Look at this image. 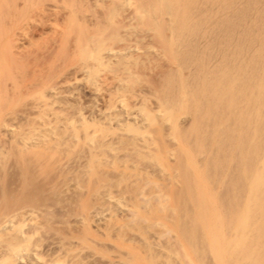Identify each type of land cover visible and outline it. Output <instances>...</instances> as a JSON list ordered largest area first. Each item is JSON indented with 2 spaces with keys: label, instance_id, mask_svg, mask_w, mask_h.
<instances>
[{
  "label": "rangeland",
  "instance_id": "374dc122",
  "mask_svg": "<svg viewBox=\"0 0 264 264\" xmlns=\"http://www.w3.org/2000/svg\"><path fill=\"white\" fill-rule=\"evenodd\" d=\"M171 1L174 9L166 11L156 7L150 11V16L133 20L125 33L123 15L128 10L117 0H0V227L6 221L14 225L0 228L3 231H0V256L6 252L7 244L13 241L14 231L20 226L21 232L30 235V242L20 250L21 257L15 264H48L53 258H62L66 264H162L161 259L163 264H188L176 256L177 260L172 259L171 249L176 239L170 234L176 230L186 234L195 226L198 221L191 214L198 198L193 197L194 175L184 161L183 152L171 141L169 129L159 117H153L148 131L153 133L154 149L147 152L140 150L121 129L96 124L97 116L109 108L118 94L126 97L129 104L139 101L144 113L161 105L168 108L173 117L182 113L188 115L187 121H178L181 123H177L175 135L185 140L188 151L194 155V163L208 175L216 204H224L233 192L235 182L232 178L236 171L229 168L232 153L227 157L224 153L230 141L224 134L215 136V125L222 113L216 115L217 108L210 117L206 110L217 102L215 98L211 100L210 94L214 92L222 69L233 74L255 61L264 62V0ZM136 2L142 6L154 4L153 0ZM98 41H106L115 48L134 44L136 50L127 58L105 59L92 69V75H86L81 68L85 50ZM253 50L259 57L252 58ZM260 72L259 66L258 74ZM234 115L232 110L222 120L229 125L234 122ZM68 121L76 124L74 130L65 126ZM128 127L131 129L132 125ZM91 129H95L93 137L84 138L83 132ZM44 131L50 136L40 139L42 143L38 139V143L25 148L23 139L28 140L34 133ZM208 136L209 143H205ZM169 151L175 159H165ZM99 154L105 163L95 161ZM196 157L201 159L197 161ZM215 177L226 182L218 188ZM140 191H146V196L163 194L167 197V206L159 209V213L152 198L141 200ZM221 191H224L223 196L219 195ZM108 196L129 202L136 213L116 216L115 220L112 217L97 226L92 221L94 215L114 211L113 205L103 199ZM192 199L196 203H192ZM184 213L187 216L179 220V215ZM145 220L149 224L164 221L170 231L161 233V237ZM167 237L172 239V244ZM195 239L191 242L197 249L200 239ZM158 250L162 252L155 253ZM202 258V263L208 264L206 252ZM3 264H11V261L6 259Z\"/></svg>",
  "mask_w": 264,
  "mask_h": 264
},
{
  "label": "bare ground",
  "instance_id": "6f19581e",
  "mask_svg": "<svg viewBox=\"0 0 264 264\" xmlns=\"http://www.w3.org/2000/svg\"><path fill=\"white\" fill-rule=\"evenodd\" d=\"M38 1V0H37ZM54 1V0H53ZM90 1V0H89ZM123 6L127 7V12L123 15L125 20V33L131 25L133 20L141 19L147 16H150V11L154 8H164L168 10H172L173 4L171 0H153L154 4L152 6H142L139 5L136 0H117ZM145 1V0H144ZM35 2V1H34ZM46 2V1H45ZM183 2V0H182ZM252 2V1H251ZM3 3V2H2ZM6 3V2H5ZM87 3V2H86ZM92 3V2H91ZM250 3V1H249ZM42 4V3H41ZM58 4V3H57ZM144 4V3H143ZM146 4V2H145ZM180 4V3H179ZM195 4V3H194ZM231 4V3H230ZM256 4V3H255ZM29 5V4H28ZM37 5V4H36ZM226 5V4H225ZM254 5V4H253ZM48 6V5H47ZM86 6V5H85ZM190 6V5H189ZM56 7V6H55ZM77 7V6H76ZM238 7V6H237ZM242 7V6H241ZM245 7V6H244ZM156 8V9H157ZM109 9V8H108ZM126 9V8H124ZM48 10V9H47ZM112 10V9H111ZM160 10V9H159ZM247 10V9H246ZM2 11V10H1ZM121 11V10H120ZM161 11V10H160ZM163 11V10H162ZM236 11V9H235ZM248 11V10H247ZM108 12V11H107ZM112 12V11H110ZM124 12V10H123ZM257 12V11H256ZM84 13V12H83ZM157 13V12H156ZM164 13V12H162ZM172 13V12H171ZM242 13V12H241ZM244 13V12H243ZM12 14V13H11ZM18 14V13H17ZM46 14V13H45ZM54 14V13H53ZM108 14V13H107ZM155 14V13H154ZM246 14V11H245ZM259 14V13H258ZM263 15V13H261ZM231 15V14H230ZM109 16V15H108ZM239 16V15H238ZM157 17V14L155 18ZM159 17V16H158ZM164 17V14H163ZM163 17H161L163 19ZM184 17V16H183ZM224 17V16H223ZM260 17V15H259ZM181 18V16H180ZM219 18V17H218ZM228 18V17H227ZM234 18V17H232ZM240 18V17H239ZM237 18V20L239 19ZM102 19V18H101ZM188 19V18H187ZM206 19V18H205ZM229 19V18H228ZM263 19V18H262ZM20 20V19H19ZM145 20V19H144ZM147 20V19H146ZM145 20V21H146ZM179 20V19H178ZM225 20V19H224ZM244 20V19H243ZM148 21V20H147ZM146 21V22H147ZM158 21V20H157ZM156 21V22H157ZM166 20H164L165 22ZM259 21V19H258ZM153 22V21H152ZM163 22V21H162ZM179 22V21H178ZM177 22V24H178ZM220 22V21H219ZM33 23V22H32ZM137 23V22H136ZM225 23V22H224ZM237 23V22H236ZM259 23V22H258ZM135 24V23H134ZM161 24V23H160ZM163 24V23H162ZM166 24V23H165ZM169 24V23H168ZM220 24V23H219ZM226 24V23H225ZM253 24V22H252ZM256 24V23H255ZM138 25V24H137ZM149 25V24H148ZM164 25V24H163ZM162 25V26H163ZM238 25V24H237ZM248 25V24H247ZM151 26V25H149ZM153 26V25H152ZM159 26V25H157ZM221 26V25H220ZM258 26V25H257ZM256 26V27H257ZM212 27V26H211ZM249 27V26H248ZM261 27V26H260ZM124 28V27H123ZM160 28V27H159ZM158 28V29H159ZM186 28V27H185ZM198 28V27H197ZM213 28V27H212ZM229 28V27H228ZM157 29V30H158ZM234 29V28H233ZM250 29V28H249ZM263 29V28H262ZM165 30V29H164ZM255 30V29H254ZM261 30V29H260ZM123 31V32H124ZM176 31V30H175ZM153 32V31H152ZM166 32V30H165ZM177 32V31H176ZM197 32V31H196ZM228 32V30H227ZM234 32V31H233ZM146 33V32H145ZM169 33V32H168ZM167 33V34H168ZM180 33V32H179ZM54 34V33H53ZM170 34V33H169ZM197 34V33H196ZM236 34V33H235ZM247 34V33H246ZM261 34V33H260ZM56 35V34H55ZM147 35V34H146ZM166 38L167 35L163 34ZM225 35V34H224ZM233 35V34H232ZM237 35V34H236ZM6 36V35H5ZM69 36V35H68ZM72 36V35H71ZM155 36V35H154ZM196 36V35H195ZM216 36V35H214ZM231 36V35H230ZM1 37V36H0ZM157 37V36H156ZM174 37V35H173ZM246 37V36H245ZM23 38V37H22ZM230 38V37H229ZM4 39V38H3ZM102 39V38H101ZM211 39V38H210ZM218 39V38H217ZM264 39V38H263ZM262 39V40H263ZM195 40V39H193ZM223 40V39H222ZM226 40V37H225ZM239 40V39H238ZM260 40V39H259ZM255 41V40H254ZM146 42V41H145ZM182 42V41H181ZM190 42V41H189ZM196 42V41H195ZM18 43V42H17ZM60 44V43H59ZM172 44V43H171ZM176 44V43H174ZM189 44V43H188ZM192 44V43H191ZM237 44V43H236ZM93 45V44H92ZM190 45V44H189ZM219 45V44H218ZM252 45V44H251ZM263 45V44H262ZM14 46V45H13ZM57 46V45H56ZM91 46V45H90ZM157 46V45H156ZM174 46V45H173ZM211 46V45H210ZM261 46V45H260ZM62 47V46H61ZM178 47V46H177ZM187 47V45H186ZM216 47V46H215ZM237 47V46H236ZM244 47V46H243ZM8 48V47H7ZM163 48V47H162ZM195 48V47H194ZM193 48V49H194ZM239 48V47H238ZM242 48V46L240 47ZM53 49V48H52ZM197 49V48H195ZM261 49H263L261 47ZM136 50V45L129 44L128 46H123V48H115L108 43L98 41V44H95L92 48L86 49L84 63L81 65L83 73L86 75H92L96 67H99L102 62L106 59H117V58H127ZM150 50V49H149ZM192 50V49H189ZM209 50V49H208ZM212 50V49H210ZM152 51V50H151ZM181 51V50H180ZM183 51V50H182ZM188 51V50H187ZM186 51V52H187ZM195 51V50H194ZM204 51V49H203ZM227 51V50H226ZM191 52V51H190ZM189 52V53H190ZM193 52V51H192ZM191 52V53H192ZM211 52V51H210ZM188 53V54H189ZM233 53V52H232ZM253 50L251 56L259 57V54ZM210 54V53H209ZM234 54V53H233ZM263 54V53H262ZM75 55V54H74ZM171 55V54H170ZM230 55V54H229ZM237 55V54H236ZM79 56V55H78ZM203 56V55H202ZM263 56V55H262ZM261 56V57H262ZM166 57V56H165ZM190 58V57H189ZM196 58V57H195ZM194 58V59H195ZM199 58V57H197ZM209 58V57H208ZM223 59V58H222ZM260 59V58H258ZM66 60V59H65ZM164 60V59H163ZM173 60V59H172ZM179 61V59L177 60ZM224 61V60H223ZM259 61V60H258ZM88 62V63H87ZM142 62V61H141ZM182 62V61H180ZM167 63V62H165ZM184 63V62H182ZM189 63V62H188ZM187 63V64H188ZM193 63V62H192ZM251 63V62H250ZM262 63H264L262 61ZM255 61L246 67L244 70L238 68L233 74L226 71V69H222L219 73V81L215 86L214 92L210 94L211 100L215 98L217 102L215 106H211L209 110H206V113L215 114V110L219 109L216 112V115H219L221 111V118L219 122L216 123V135L224 134L227 140H229V145L224 148V153H226V157L228 153H232L231 163H229V168L235 169L234 177L232 178L234 183V189L231 194V197L226 201L225 196L224 204L217 205L216 199L214 197L213 191L211 187H209L208 175L204 174L203 168L201 169L194 163L193 154L188 151L186 147V143L184 139H180L175 135V130L177 129V123H181L188 120V115L180 114L178 117H173L169 109L158 105L154 108V110L150 113H144L140 107V102H133L131 104L126 101V97L124 98L122 95L118 94L113 97L112 102L109 105V108L105 111H101L98 113L96 124L103 127H114L115 129H121V131L130 136L131 139L135 141L137 147L140 150H144L149 152L154 149V142L152 138L151 132H149L148 127L153 123V117H159L163 124L169 129L171 135V141L174 146L177 147L181 152H183V157L186 165L189 167L191 174L194 175V183L192 187H194V198H198V204L194 206L193 214H191L196 221H198L195 226L191 227L190 230L186 231V234L182 233L183 231H171L170 234L172 237L176 239L173 241L172 239L167 237L173 249H171L173 258L176 256L182 262H187L188 264H203L202 256L203 253L206 252V256L211 261V264H264V64ZM216 64V63H215ZM240 64V63H239ZM217 65V64H216ZM202 66V65H201ZM238 66V65H237ZM259 66L261 67V72L258 74ZM13 67V66H12ZM174 67V66H173ZM187 67V66H185ZM184 67V68H185ZM221 67V66H220ZM232 67V66H231ZM117 68V67H116ZM216 68V67H215ZM186 69V68H185ZM218 69V68H217ZM173 70V69H172ZM198 70V69H196ZM186 71V70H185ZM166 72V71H165ZM182 72V71H181ZM81 73V72H80ZM173 73V71H172ZM183 73V72H182ZM188 75V74H187ZM198 75V73H197ZM66 76V75H65ZM182 76V75H181ZM72 77V76H71ZM213 77V76H211ZM215 77V78H217ZM173 78V77H172ZM89 79V78H88ZM196 79V78H195ZM171 80V79H170ZM85 81V80H84ZM90 81V80H89ZM93 81V80H92ZM122 81V79H121ZM74 82V81H73ZM165 82V81H164ZM171 82V81H170ZM178 82V81H177ZM175 82V84H177ZM187 82V81H186ZM210 82V81H209ZM208 82V83H209ZM77 83V82H76ZM83 83V82H81ZM123 83V82H122ZM91 84V83H90ZM129 84V83H128ZM180 85V84H179ZM62 86V85H61ZM71 86V85H70ZM103 86V85H102ZM112 88V87H111ZM136 88V87H135ZM167 88V87H166ZM181 88V87H180ZM179 88V89H180ZM177 89V88H176ZM178 89V90H179ZM141 90V89H140ZM171 90V89H170ZM169 90V91H170ZM182 90V89H181ZM180 90V91H181ZM24 91V90H23ZM133 91V90H132ZM179 91V92H180ZM231 91V92H230ZM27 92V91H26ZM56 92V91H55ZM69 92V91H68ZM100 92V91H99ZM98 92V93H99ZM177 92V91H176ZM194 92V91H193ZM206 92V91H205ZM230 92V93H229ZM67 93V92H66ZM183 95V92H181ZM185 93V92H184ZM195 93V92H194ZM197 93V92H196ZM195 93V95H196ZM204 93V92H203ZM124 94V93H123ZM162 94V92H161ZM168 94V93H166ZM205 94V93H204ZM97 95V94H96ZM138 95V94H137ZM177 95V94H176ZM189 95V94H188ZM194 95V97H195ZM130 96V95H129ZM197 96V95H196ZM148 97V96H147ZM170 97V96H169ZM181 97V96H180ZM185 97V96H183ZM181 98L184 99V98ZM190 97V96H189ZM200 96H198L199 98ZM58 98V97H57ZM171 98V97H170ZM192 98V97H191ZM196 99V98H195ZM203 99V98H202ZM189 101V99H188ZM32 102V101H31ZM171 102V101H170ZM208 102V101H207ZM29 103V102H28ZM49 103V102H48ZM142 104V103H141ZM159 104V103H158ZM168 104V103H167ZM38 105V104H37ZM174 105V104H173ZM183 106V104H181ZM202 105V104H201ZM22 106V105H21ZM61 106V104H60ZM142 106V105H141ZM52 107V106H51ZM143 107V106H142ZM153 107V106H152ZM180 107V106H179ZM62 108V107H61ZM146 108V107H145ZM199 108V107H198ZM151 109V108H150ZM153 109V108H152ZM202 109V108H200ZM26 110V109H25ZM52 110V109H51ZM63 110V109H62ZM148 110V108H147ZM235 112V119L233 123H229V125L225 124L222 120L224 116L229 115L231 111ZM181 111V110H180ZM186 111V110H185ZM184 111V113H185ZM183 112V111H182ZM57 113V112H56ZM218 113V114H217ZM45 115V114H44ZM178 115V111H177ZM197 115V114H196ZM211 117V116H210ZM21 118V117H20ZM80 118V117H79ZM196 118V117H195ZM205 118V116H204ZM216 118V117H215ZM231 118V117H230ZM212 119V118H211ZM6 120V119H5ZM26 120V119H25ZM86 120V119H85ZM196 120V119H195ZM203 120V119H202ZM211 121L210 119H208ZM216 120V119H215ZM38 121V120H37ZM79 121V120H77ZM80 121L85 123L83 119L80 118ZM159 119L157 120V122ZM181 121V122H178ZM208 123L210 124V122ZM230 121V120H229ZM80 122V123H81ZM23 123V121H22ZM204 123V121H203ZM215 123V122H214ZM30 124V123H29ZM75 124V123H74ZM72 122L68 121L65 123L66 127H69L70 130L75 129V125ZM185 124V123H183ZM182 124V125H183ZM82 125V124H81ZM132 125V128L128 127ZM211 125V124H210ZM60 126V125H59ZM161 126V125H159ZM204 126V124H203ZM202 126V127H203ZM214 126V125H213ZM208 127V125H207ZM155 129V126L152 127ZM193 128V127H192ZM197 128V127H196ZM210 128V127H209ZM49 129V128H48ZM165 129V128H164ZM165 129V130H166ZM7 130V129H6ZM84 130H86L84 128ZM153 130V129H152ZM156 130V129H155ZM52 131V130H51ZM95 129H91L88 132H83V137L88 138L93 135ZM180 131V130H179ZM202 131V130H201ZM205 131V129H204ZM44 131V133L38 134L34 133V135L28 139H23V145L31 146L38 139H45L50 136L49 132ZM154 132V131H153ZM166 132V131H165ZM165 132H162L165 134ZM106 133V132H105ZM20 134V133H19ZM66 134V133H65ZM70 134V133H69ZM97 134V132L95 133ZM156 134V133H155ZM155 134L153 137H155ZM186 134V133H185ZM188 134V133H187ZM203 134V133H202ZM14 135V134H13ZM67 135V134H66ZM161 135V134H160ZM159 135V136H160ZM189 135V134H188ZM100 136V135H99ZM190 136V135H189ZM198 136V135H197ZM204 136V135H203ZM18 137V136H17ZM67 137V136H66ZM93 137V136H92ZM91 137V138H92ZM156 138V137H155ZM160 138V137H159ZM185 138V137H184ZM209 139L206 137V140ZM221 139V138H220ZM108 140V139H107ZM157 140V139H156ZM160 140V139H159ZM165 140V139H164ZM193 140V139H192ZM41 141V140H40ZM167 141V139H166ZM170 141V143H172ZM208 141V140H207ZM221 141V140H219ZM63 142V141H62ZM85 142V141H84ZM107 142V141H106ZM38 143V141H37ZM42 143V141H41ZM104 143V142H103ZM133 143V142H132ZM131 143V144H132ZM157 143V142H156ZM168 144L169 146L171 144ZM205 143H209L205 142ZM5 144V143H4ZM22 144V143H21ZM126 144V143H125ZM130 144V143H129ZM134 144V143H133ZM189 144V143H188ZM204 144V143H203ZM88 145V144H87ZM115 145V144H114ZM226 145V142H225ZM15 146V145H14ZM44 146V145H43ZM167 146V145H166ZM172 146V145H171ZM170 146V147H171ZM21 147V146H20ZM161 147V145H160ZM219 147V146H218ZM23 148V147H22ZM116 148V147H115ZM134 148V147H133ZM166 148V147H165ZM164 148V149H165ZM10 149V148H9ZM106 149V148H105ZM123 149V148H122ZM135 149V148H134ZM89 150V149H88ZM104 150V149H102ZM117 150V149H116ZM176 150V149H174ZM5 151V150H4ZM22 151V150H21ZM101 151V150H100ZM106 151V150H105ZM104 151V152H105ZM7 152V151H6ZM77 152V151H76ZM95 152V151H94ZM127 152V151H126ZM156 152V151H155ZM212 152V151H211ZM3 153V152H2ZM103 153V152H102ZM214 153V152H213ZM7 154V153H6ZM15 154V153H14ZM79 154V153H78ZM85 154V153H84ZM196 155V153H194ZM211 154V153H210ZM77 155V154H76ZM80 155V154H79ZM149 155V154H148ZM217 155H220L217 154ZM6 156V155H5ZM105 156V155H104ZM126 156V155H125ZM138 156V155H137ZM166 160H173L175 156L173 153L166 152L165 153ZM203 156V155H202ZM200 155V157H202ZM225 156V155H224ZM151 157V156H150ZM149 157V158H150ZM198 157L199 159H201ZM213 157V154H212ZM220 157V156H219ZM105 158V157H104ZM131 158V157H129ZM209 158V156H208ZM61 159V158H60ZM77 159V158H76ZM97 163L103 161V157L96 155L94 158ZM133 159V158H132ZM163 158V160L165 161ZM197 159V157H196ZM197 159V161L199 160ZM226 159V158H225ZM3 160V159H2ZM221 160V159H220ZM91 161V159L89 160ZM94 161V160H93ZM133 161V160H132ZM153 161V160H152ZM158 161V160H157ZM94 162V163H96ZM104 162V161H103ZM130 162V161H129ZM183 162V161H182ZM201 162V161H200ZM1 163V162H0ZM84 163V162H83ZM105 163V162H104ZM131 163V162H130ZM172 163V162H170ZM174 163V162H173ZM208 163V161H207ZM168 164V163H167ZM180 164V163H179ZM209 164V163H208ZM219 164V163H217ZM225 164V162H224ZM60 165V164H59ZM58 165V166H59ZM80 165V164H79ZM170 165V164H169ZM168 165V166H169ZM93 166V165H92ZM171 166V165H170ZM186 166V167H187ZM234 166V167H233ZM179 168V167H178ZM209 168V166H208ZM213 168V167H212ZM48 169V168H47ZM144 169V168H143ZM67 170V169H66ZM100 170V169H99ZM217 170V169H216ZM230 170V169H229ZM228 170V171H229ZM46 171V170H45ZM171 171V170H170ZM189 171V170H188ZM209 171V170H208ZM207 171V172H208ZM222 171V170H221ZM231 171V170H230ZM234 171V170H232ZM56 172V171H55ZM180 172V171H178ZM187 172V170H186ZM77 173V172H76ZM176 173V172H175ZM190 173V172H189ZM212 173V172H209ZM208 173V174H209ZM182 174V173H180ZM219 174V173H218ZM44 175V174H43ZM119 175V174H118ZM177 175V174H176ZM217 175V173H216ZM52 176V175H51ZM141 177V176H140ZM170 177V176H169ZM176 177V176H175ZM188 177V176H186ZM185 177V178H186ZM80 178V177H79ZM174 178V177H173ZM177 178V177H176ZM64 179V178H63ZM74 179V178H73ZM168 181V179L172 180V178H163ZM178 179V178H177ZM189 179V178H188ZM216 179V177H215ZM223 178H217L214 180L218 188L220 185H224L222 180ZM59 180V179H58ZM93 180V179H92ZM176 180V179H175ZM227 180V179H226ZM173 181V180H172ZM211 181V178H210ZM230 181V180H229ZM180 182V181H179ZM178 182V183H179ZM187 182V180H186ZM82 183V182H81ZM85 183V182H84ZM150 183V182H149ZM152 183V182H151ZM169 183V182H168ZM191 183V182H190ZM173 184V183H172ZM214 183L212 182V185ZM229 184V183H228ZM177 185V184H176ZM110 186V185H108ZM215 186V185H213ZM58 187V186H57ZM69 187V186H68ZM74 187V186H73ZM101 187V186H100ZM137 187V186H136ZM176 187V186H175ZM183 187V186H182ZM123 188V187H122ZM186 188V187H185ZM224 188V187H223ZM63 189V188H62ZM99 189V188H98ZM192 189V190H193ZM229 189V188H228ZM118 190V189H117ZM182 188H180V191ZM191 190V191H192ZM3 191V190H2ZM69 191V190H68ZM146 191H140L141 200H146L148 198H152V202L156 204L158 210L164 209L166 205L167 197L161 193L154 194L153 196H146ZM184 192V191H182ZM187 192V191H186ZM190 192V191H189ZM224 191H221V193ZM48 193V192H47ZM81 193V192H80ZM108 193V192H106ZM116 193H118L116 191ZM219 195L223 196V193ZM229 193V192H228ZM92 194V193H91ZM110 194V193H109ZM107 194V195H109ZM7 195V194H6ZM98 195V194H97ZM139 195V194H138ZM184 195V194H183ZM187 195V194H186ZM111 196V195H110ZM221 196V197H222ZM76 197V196H75ZM102 197V196H101ZM139 198V196H137ZM36 198V197H35ZM94 198V197H93ZM121 198V197H120ZM130 198V197H129ZM174 198V197H173ZM180 198V197H179ZM182 198V197H181ZM184 198V197H183ZM219 198V197H218ZM110 202L113 205L114 211L109 213H99L98 215H94L95 217L92 219L97 226L105 223L108 219L112 220V217L116 218V216H124L129 212H135V207L131 206L132 204L125 203L120 200L117 196L115 197H107L103 198ZM172 199V198H171ZM140 200V201H141ZM180 200V199H179ZM185 200V199H183ZM181 200V201H183ZM187 200V199H186ZM222 200V201H223ZM188 201V200H187ZM186 201V202H187ZM192 199V203H193ZM151 202V204H152ZM195 202V201H194ZM195 202V203H196ZM91 203V202H90ZM103 203V202H102ZM143 204V202H141ZM175 203V202H174ZM181 203V202H179ZM191 203V202H190ZM191 203V204H192ZM92 204V203H91ZM99 204V203H98ZM185 204V203H184ZM179 205V204H178ZM45 206V205H44ZM153 206V205H152ZM150 206V207H152ZM167 206V205H166ZM77 207V206H76ZM111 207V206H110ZM109 207V208H110ZM155 207V206H154ZM180 207V206H179ZM178 207V208H179ZM182 207V206H181ZM189 207V205L187 206ZM186 207V210H187ZM25 209V208H24ZM106 209V208H105ZM112 209V208H111ZM110 209V210H111ZM153 209V208H152ZM155 209V208H154ZM182 208H180L181 210ZM1 210V209H0ZM151 210V209H150ZM149 210V211H150ZM157 210V211H158ZM159 210V213H160ZM166 210V208H165ZM177 210V209H176ZM175 210V211H176ZM192 210V209H191ZM28 211V210H27ZM32 211V210H31ZM112 211V210H111ZM153 211V210H152ZM155 211V210H154ZM173 209L170 210V214H172ZM25 213V212H24ZM32 213V212H31ZM157 213V215L159 214ZM175 213V212H174ZM182 213V211H181ZM187 213V211H186ZM33 214V213H32ZM39 214V213H38ZM76 214V213H75ZM150 214V213H149ZM31 214H27L30 216ZM131 215V214H130ZM168 216V213H165ZM17 216V215H16ZM129 217V214L127 215ZM133 216V213H132ZM171 215H169L170 217ZM177 216V215H176ZM187 214H180L179 220L183 219ZM12 217V216H11ZM126 217V218H128ZM174 216H171V218ZM17 218V217H16ZM29 218V217H28ZM32 218V216H31ZM72 218V217H71ZM134 218V217H132ZM131 218V219H132ZM193 218V219H194ZM5 219V218H4ZM22 219V218H21ZM25 219V218H24ZM33 219V218H32ZM123 219V218H122ZM115 220V219H114ZM169 220V219H167ZM26 221V220H25ZM131 221V220H130ZM141 221H144L141 220ZM172 221V220H171ZM170 221V222H171ZM175 221V220H174ZM187 221V220H186ZM148 222V221H147ZM5 224H1V229H6L8 226H14L9 221L4 222ZM27 223V222H26ZM30 223V222H29ZM28 223V224H29ZM146 223V220H145ZM180 223V221H179ZM186 223V222H185ZM146 224H149L146 223ZM152 226H154V230H156L159 235L161 233H167L170 230L166 227V223L164 221H153ZM149 224V225H150ZM33 225V224H32ZM149 225H147L149 227ZM19 226V225H18ZM29 226V225H28ZM179 226V225H178ZM10 227V228H11ZM155 227L157 229H155ZM72 228V227H71ZM181 229V227H180ZM115 230V229H114ZM2 231V230H0ZM43 231V230H42ZM3 232V231H2ZM41 232V231H40ZM119 232V231H118ZM117 232V233H118ZM147 232V231H146ZM15 236L13 241H10L7 244V249L2 256H0V264H3L4 260L9 259L11 264H15L16 260H18L20 256V250L25 249L29 246L30 235L27 233H23L20 230V226L14 231ZM31 233V232H30ZM157 233V235H158ZM53 234V233H52ZM50 235V234H49ZM111 235V234H110ZM199 238H198V236ZM151 236V235H150ZM161 236V235H160ZM169 236V234L167 235ZM170 236V237H171ZM162 237V236H161ZM180 237V239H179ZM7 238V237H6ZM37 238V237H36ZM200 239L199 250L193 248L192 240ZM4 239V238H3ZM57 239V238H56ZM88 239V238H87ZM141 239V238H140ZM149 239V238H148ZM159 239V238H158ZM195 239V240H196ZM146 240H144L145 243ZM156 241V240H155ZM154 241V242H155ZM7 243V242H6ZM72 243V242H71ZM148 243V242H147ZM157 243V242H156ZM199 244V243H198ZM36 245V244H34ZM144 245V244H143ZM163 245V244H161ZM168 246H170L168 244ZM156 247V246H155ZM106 248V246H105ZM146 249V248H145ZM169 249V248H168ZM153 250V249H152ZM173 250V251H172ZM146 251V250H145ZM155 251V250H154ZM162 252V250H160ZM158 252L155 253H160ZM75 252V251H74ZM65 254V253H64ZM69 254V253H68ZM73 254V253H72ZM153 254V253H152ZM28 255V254H27ZM70 255V254H69ZM161 255V254H160ZM164 255V252H163ZM162 255V256H163ZM171 254L167 253V256ZM171 255V256H172ZM29 256V255H28ZM67 256V255H65ZM83 256V255H82ZM154 256H156L154 254ZM153 255L151 257H154ZM165 256V255H164ZM24 257V256H22ZM35 257V256H34ZM62 257V256H61ZM71 257V256H70ZM73 257V256H72ZM71 257V258H72ZM86 257V256H85ZM170 258V257H169ZM62 259V258H61ZM60 258H53L48 264H66ZM155 259V258H154ZM21 260V259H20ZM33 260V259H32ZM61 260V261H60ZM160 260V257H159ZM164 263L163 259H161ZM160 260V261H161ZM177 260V259H174ZM209 260L207 261L208 264ZM29 261V260H28ZM36 261V260H35ZM152 261V260H151ZM206 261V259H205ZM8 262V261H7ZM21 262V261H20ZM23 262V261H22ZM40 262V261H39ZM98 262V261H97ZM161 262V263H162ZM26 263V262H25ZM23 262V264H25ZM114 263V262H113ZM162 263V264H163ZM179 263V262H178ZM26 264H34V262H27ZM156 264V263H155ZM158 264V263H157Z\"/></svg>",
  "mask_w": 264,
  "mask_h": 264
}]
</instances>
